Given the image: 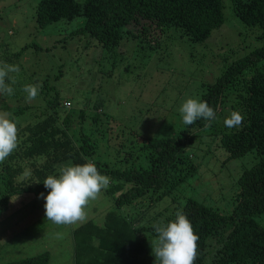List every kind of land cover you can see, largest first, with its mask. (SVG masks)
<instances>
[{
    "label": "trees",
    "instance_id": "obj_1",
    "mask_svg": "<svg viewBox=\"0 0 264 264\" xmlns=\"http://www.w3.org/2000/svg\"><path fill=\"white\" fill-rule=\"evenodd\" d=\"M228 1L240 22L261 30L260 39L264 40V0H39L35 8L36 32L51 34L59 24L69 26L75 19L83 18V26L70 30L69 37L93 40L109 53L125 50L126 54L134 49L135 70L144 66L138 62L144 51L161 49L167 38H178V32L192 43L207 42L216 30L224 27ZM127 43L132 47H126ZM60 44L68 50L71 43L58 40L54 48ZM86 47L90 49L88 44ZM28 48L23 47L16 56ZM219 61L222 67L219 77L207 85L201 98L216 113L210 126L205 127L206 122L201 119L176 137L137 136L141 139L135 146L138 152L131 147L125 158L136 160L117 171L105 160L102 151L105 147L99 138L113 118L103 103L93 108L85 104L76 113L72 105L63 106L65 99L62 100L57 86L49 82L50 78L42 88L43 94L53 92L50 100L41 104L36 99L28 101L25 93L17 89L18 82L13 83L8 76L6 83L13 88V94L0 93V110L10 113V118H25L23 122L34 118L35 123L22 130V121L17 123L18 147L0 163V215L9 209L16 196L39 197L40 193L47 196L49 190L43 181L48 175L58 174L59 166L69 161L83 164L87 158L95 163L101 175L114 178L116 184L107 189L114 205L103 225L92 220L72 232L75 264H154L152 225L160 220L165 223L174 220L178 210L183 211L199 236L194 264H264V226L258 221L264 215V48L247 55L240 52L236 59L224 64ZM144 67L141 78L146 73ZM64 77L69 78V74L61 73L60 78ZM72 101L66 102L74 104ZM229 108L242 114L239 127L228 128L220 123L218 118ZM88 111L93 119L89 127ZM60 112L65 113L61 123L56 118ZM100 120L106 121L107 129L99 128ZM216 124L221 126L216 143L226 152L225 163L249 154L261 157L259 163L233 183L229 211L213 206L212 201L220 195L212 196L206 190L200 198H194L185 197L184 193L187 187L196 186L195 180L206 160L204 155L203 162L198 163L191 150L198 138L213 135ZM121 143L118 146L125 148ZM201 146L202 141L198 144ZM23 160L32 165L37 161L45 163L35 168L33 176L19 182ZM5 264H50V257L45 253Z\"/></svg>",
    "mask_w": 264,
    "mask_h": 264
},
{
    "label": "rangeland",
    "instance_id": "obj_2",
    "mask_svg": "<svg viewBox=\"0 0 264 264\" xmlns=\"http://www.w3.org/2000/svg\"><path fill=\"white\" fill-rule=\"evenodd\" d=\"M38 2L0 0V64L19 66V73L8 74L18 82V90L23 91L26 84L40 86L39 95L35 98L39 104L48 102L53 94L42 92L44 81L49 78V82H53L52 86H57L60 91L62 100L65 99L64 107L70 108L67 103L74 100L75 106L72 103V108L76 113L85 104L87 108H93L103 103L105 111L113 118L108 130L104 129L100 133L101 146L105 147L101 150L106 156L105 160H109L110 166L116 171L126 169L130 162L136 160L125 158L131 147L138 152L135 146L141 139L137 136L172 138L187 128L179 116L178 108L187 98H202L207 92V85L219 77L222 69L219 60L226 63L236 59L240 52L247 55L264 48V40L260 39L261 30L242 24L228 1L224 27L216 30L207 42L192 43L177 31L179 37L167 38L161 49L144 51L141 60H138L146 67L141 65L146 69L141 78L142 67L133 70L136 63L134 49L128 50L126 54L125 50L109 53L93 40L69 37L70 30L83 26V18L75 19L69 26L59 24L52 29L51 34L48 31L36 32L35 8ZM58 40H62L63 44L71 43L67 47L70 51L62 49V44L55 49L54 44ZM87 44L90 49L86 47ZM25 46L29 48L16 56ZM125 46L132 47L128 43ZM49 48L52 49L47 50ZM61 73L64 76L69 74V78H60ZM231 111L229 108L218 118L221 124L224 125V119ZM94 115L95 111L92 110L91 116ZM87 116L86 125L89 127L93 120L90 111ZM104 117L102 115V120ZM56 118L61 123L65 113L60 112ZM24 119L15 118L17 123L22 121L21 130L35 123L34 118L26 122H23ZM102 120L99 121V128L107 129L106 121ZM220 127L216 124L209 138L204 136L197 139L198 143L191 152L198 163L203 162L204 155L206 160L195 180L196 186L187 187L184 193L185 197L194 198H200L206 190L212 196L220 195L219 199L211 200L213 206L220 211H229L232 208L233 183L247 169L259 163L261 157L249 154L225 163L226 152L216 143ZM94 135L97 139L96 131ZM201 141L202 146L199 148ZM119 143L124 144L125 148H120ZM43 163L45 161H37L36 165L26 160L20 162L21 168L31 170V176L35 174V168L44 166ZM106 176L110 177V184L95 200L89 201L85 207L86 220L72 225H56L47 221L45 201L35 195L14 197L9 209L0 215V264L45 253L50 257V264H75L72 232L92 220L103 225L107 213L113 209V198L107 194V189L116 182L111 176ZM30 177L21 175L18 177L19 182ZM258 221L264 226V215L259 216Z\"/></svg>",
    "mask_w": 264,
    "mask_h": 264
},
{
    "label": "clouds",
    "instance_id": "obj_3",
    "mask_svg": "<svg viewBox=\"0 0 264 264\" xmlns=\"http://www.w3.org/2000/svg\"><path fill=\"white\" fill-rule=\"evenodd\" d=\"M18 65L0 64V93L11 95L13 88L6 83L9 73H19ZM15 83V80L12 81ZM40 91L39 85L26 84L23 92L28 101L34 100ZM72 105V104H71ZM179 116L186 126L194 125L203 119L205 127L215 119L216 113L207 101L199 97L187 98L178 108ZM8 112H0V163L18 147V127L15 118ZM243 116L239 111H231L224 119L228 128L239 127ZM83 164L59 166L58 174H51L43 181L49 190L47 196L40 193L38 198L45 201V217L56 225H72L86 220L85 207L95 200L110 184V177L101 175L95 163L87 158ZM31 170L25 169L23 177H30ZM155 238L150 242L154 264H194L198 254L199 236L182 210L175 212V219L165 223L154 222Z\"/></svg>",
    "mask_w": 264,
    "mask_h": 264
},
{
    "label": "built area",
    "instance_id": "obj_4",
    "mask_svg": "<svg viewBox=\"0 0 264 264\" xmlns=\"http://www.w3.org/2000/svg\"><path fill=\"white\" fill-rule=\"evenodd\" d=\"M68 104V107H70L71 106V103H67Z\"/></svg>",
    "mask_w": 264,
    "mask_h": 264
}]
</instances>
